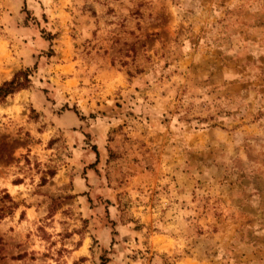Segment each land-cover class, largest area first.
<instances>
[{
  "label": "rangeland",
  "instance_id": "obj_1",
  "mask_svg": "<svg viewBox=\"0 0 264 264\" xmlns=\"http://www.w3.org/2000/svg\"><path fill=\"white\" fill-rule=\"evenodd\" d=\"M27 69L0 264H264V0H0Z\"/></svg>",
  "mask_w": 264,
  "mask_h": 264
},
{
  "label": "trees",
  "instance_id": "obj_2",
  "mask_svg": "<svg viewBox=\"0 0 264 264\" xmlns=\"http://www.w3.org/2000/svg\"><path fill=\"white\" fill-rule=\"evenodd\" d=\"M51 37V36H50ZM52 40V38H50ZM32 71L27 69L20 71L12 80L4 82L0 85V103L5 102L9 97L14 96L22 90L31 86Z\"/></svg>",
  "mask_w": 264,
  "mask_h": 264
}]
</instances>
